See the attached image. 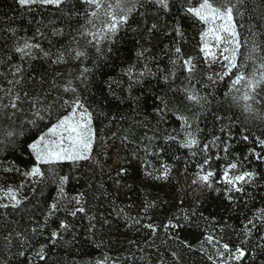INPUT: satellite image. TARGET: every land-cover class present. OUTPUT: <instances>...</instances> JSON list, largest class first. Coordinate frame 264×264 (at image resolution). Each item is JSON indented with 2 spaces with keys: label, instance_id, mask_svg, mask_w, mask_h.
Listing matches in <instances>:
<instances>
[{
  "label": "snow or ice",
  "instance_id": "obj_1",
  "mask_svg": "<svg viewBox=\"0 0 264 264\" xmlns=\"http://www.w3.org/2000/svg\"><path fill=\"white\" fill-rule=\"evenodd\" d=\"M14 5L12 11L18 15L0 16V264H13L16 257H24L23 264H57L49 261L52 249L77 242L74 221L80 215L88 219L87 231L94 234L97 217L89 215L86 193L68 196L65 186L73 177L61 170L65 162L75 167L92 158L101 138L95 121L106 117L97 110V72L129 32L139 39L135 62L121 69L127 78L122 91L133 99L134 86H143L148 78L161 82L167 91L154 97L159 105L153 111L164 117L169 94L178 105L182 136L168 135L166 140L199 160L192 185L210 189L233 205L242 203L251 215L236 232L239 243L234 247L223 241V233L233 226L195 207H181L180 216L173 214L158 224L149 215L156 202L147 201L139 216L125 215L126 223L131 219L127 226L144 230L148 248L162 228L179 241L178 248L192 251L197 246L181 240L179 233L202 220L207 234L198 247L211 264H245L250 254L255 260V248L264 251V235H258L264 232V198L260 206L249 208L257 189L264 186V172L252 166L254 161L264 164V0H14ZM168 16L174 17L171 23ZM182 21L200 25L199 56L182 47L187 40ZM161 35L171 38L161 49L168 59L163 67L162 58L153 53V41ZM123 82L108 77L100 83L116 97L113 85ZM221 84L226 89L222 92ZM108 119L111 125L116 117ZM123 141L130 143L127 135ZM235 143L244 144L246 152L234 153ZM10 149H21V157L8 160L5 153L16 155ZM138 151L134 148L131 154ZM166 151L160 147L156 154ZM221 159L222 167L213 169L214 161ZM144 166L151 164L145 160ZM171 167L162 163L155 178L168 179ZM126 172V167L116 172L117 186ZM145 174L152 177L153 171ZM49 185H55L56 195L37 216L38 194L42 196ZM61 212L64 217L57 218ZM121 214L123 209L117 211ZM257 235L258 242L250 248ZM204 244L213 254H207ZM170 255L171 264H181L180 251ZM108 261L105 257L97 264ZM160 264H168L163 256Z\"/></svg>",
  "mask_w": 264,
  "mask_h": 264
},
{
  "label": "trees",
  "instance_id": "obj_2",
  "mask_svg": "<svg viewBox=\"0 0 264 264\" xmlns=\"http://www.w3.org/2000/svg\"><path fill=\"white\" fill-rule=\"evenodd\" d=\"M14 7V0H0V16L18 15L12 11ZM175 12L176 10L173 9V14ZM173 18V16H168L166 19L171 23ZM182 24L187 37L186 42L182 44L184 51L187 54L199 56L196 47L200 25L193 26L187 21H182ZM137 39L139 37L130 32L122 37L117 45L116 54L110 58L107 65L102 66L97 72L98 86L94 88L97 110L106 114V117L101 116L95 121L101 136L97 143H112V148L120 163L135 175L134 180L128 185L132 192L126 198L120 195L111 182V173L92 166L88 161H81L75 167H71L70 162H65L61 174H70L73 177L65 186L66 193L68 196H73L78 192H85L87 207L90 210L89 215H95L97 221L94 234H91L87 231L88 219L83 215L78 216L74 222L77 225L79 239L75 244L67 247L57 245L52 249L49 257L50 262L55 260L57 264H97V261L108 257V264H112L113 261L115 264H160V258L163 256L164 260L171 264L170 252L177 250L182 256L181 264H211L207 260L205 252L198 247L204 240V235L207 234L202 220H195L191 227L179 233L181 240L187 239L197 246L192 251H188L182 247L178 248L179 241L166 236L162 228L155 237V245L148 248L143 244L146 235L144 230L137 232L135 228L128 227L127 224H131V219L126 223L125 215L135 218L141 214L145 202L155 201L156 207L150 210L149 215L156 223L163 224L173 214L180 216L182 214L181 207L185 209L195 207L204 216H215L220 224L226 222L233 226L234 230L226 229L223 233V241L230 242L233 247L239 243L236 232L239 231L241 223L245 216L251 215V212L242 203L233 205L226 201L222 195L217 196L214 191L203 187L187 198L175 197L166 190L167 179L155 178L161 174V164L165 162L172 165L171 171L195 175L196 164L199 160L193 159L189 151L181 148L178 143L166 140L168 135H177V139H180L182 134L178 135L180 133L179 113L175 112L178 105L172 100L171 94L168 96L171 101L168 106L169 111L163 118L153 111L154 105H159V101L154 97L167 91L161 82L148 78L143 86H134L131 93L133 99L129 98L126 91H122V88H127V78L122 77L121 69L127 68L130 63L135 62V41ZM170 40L171 38L161 35L153 41L155 45L153 53L158 58H162L160 60L161 67L168 64V59L163 57L161 49L164 44L170 43ZM152 66L154 67V65ZM108 77H113L116 81H124L122 85H113L112 91L116 93V97L110 94L106 85L100 83L107 80ZM220 90L221 92L226 90L224 84L220 85ZM113 116L116 119L110 125L108 118ZM112 132H116L117 135L113 137ZM125 135L128 136L130 143L123 141ZM137 147L139 151L137 155L133 156L131 153ZM160 147H166L167 151L157 155ZM145 148L148 149L147 154L144 151ZM10 151H15L16 155L15 157L8 156L5 153L8 160L22 155L21 149H10ZM233 152L244 154L246 146L242 143H235ZM175 157H179V159H175ZM145 160L150 162L151 167L145 168ZM224 163L223 159L214 161L212 167L219 170ZM252 166L264 172V164L254 161ZM146 170L153 171V176H147ZM261 184L264 185V181H261ZM54 189L55 185H49L44 188L42 196L38 194L40 209L37 210V216L40 215V210L44 208L45 202L50 201L56 195ZM262 198H264V186L257 189L254 202L249 201V208L254 210L255 207L260 206ZM33 203H36L35 199H33ZM119 209H123V214L118 216ZM64 215L61 212L57 218H63ZM68 219L72 218L68 217ZM103 219H107L108 223H104ZM208 227L210 230L211 225ZM217 232H219L218 227ZM258 235H264V232ZM258 235L249 245L250 248L255 247ZM129 241H135L136 244H129ZM162 241H166V243H162ZM140 248L144 250L140 251ZM204 248L207 250V254H213L210 245L204 244ZM12 251L15 252L16 249ZM133 253L135 254L134 260L130 258ZM142 256L144 259H141ZM255 256L256 258L253 260L250 254L245 264H264V251L255 248ZM24 259V257H16L13 264H23Z\"/></svg>",
  "mask_w": 264,
  "mask_h": 264
},
{
  "label": "rangeland",
  "instance_id": "obj_3",
  "mask_svg": "<svg viewBox=\"0 0 264 264\" xmlns=\"http://www.w3.org/2000/svg\"><path fill=\"white\" fill-rule=\"evenodd\" d=\"M173 156L172 154L170 155ZM94 167L101 168L111 173V182H113L114 187L120 193V195L128 196L132 190L128 188L131 181L134 180L135 175L131 174L129 170L120 177V184H116V172L119 171L120 167H124L116 156L112 143H102L96 144L94 146V151L92 153V158L87 160ZM195 175L170 171L169 177L167 179L166 190L178 198H187L193 192L199 191L201 187L192 185V180ZM110 180V176L108 177Z\"/></svg>",
  "mask_w": 264,
  "mask_h": 264
}]
</instances>
